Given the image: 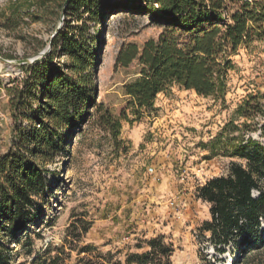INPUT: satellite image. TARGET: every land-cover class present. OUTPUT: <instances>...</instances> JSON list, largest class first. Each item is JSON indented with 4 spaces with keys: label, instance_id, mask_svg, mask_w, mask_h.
<instances>
[{
    "label": "rangeland",
    "instance_id": "rangeland-1",
    "mask_svg": "<svg viewBox=\"0 0 264 264\" xmlns=\"http://www.w3.org/2000/svg\"><path fill=\"white\" fill-rule=\"evenodd\" d=\"M23 1L0 0V59L14 63L11 68H0V157L11 146L16 129L11 99L27 78V66L48 50L40 58L47 64L43 70L52 74L64 69L68 58L59 50L47 58L58 28L59 33L69 34L70 28L86 21L96 38L93 103L81 129L70 135L64 152L49 166L44 222L30 231L33 257L50 242L61 244L70 226L81 219L91 224L82 245L112 252L114 260L122 262L127 254L146 252L147 241L162 238L172 247V264H264V252L246 262L234 245L216 250L208 240L210 233L203 231L211 220L210 205L198 194L209 180L227 175L231 162H243L221 151L214 156L205 148L228 123L247 122L249 129L242 133L245 139L264 145L260 133L264 117L247 121L237 114L249 97H264V29L230 56L232 68L224 95L203 97L174 85L158 96L151 114L146 112L140 120L130 115L131 122L122 120L121 143L116 144L101 116L109 112L120 118L128 100L124 86L141 71L138 61L127 68L117 65L121 49L130 43L142 49L164 32H173L180 44H186L195 31L135 11L134 5L145 6L144 0H102L105 6L122 2L130 7L105 12L96 21L83 10L66 14L70 0L63 7L50 5L39 13L33 7L30 13L41 15V20L18 19L16 28L5 30L3 22L11 15V7ZM226 2L229 18L242 2ZM44 87L41 84L39 91ZM262 230L264 238V222ZM10 247L17 264L29 257L21 247Z\"/></svg>",
    "mask_w": 264,
    "mask_h": 264
},
{
    "label": "trees",
    "instance_id": "trees-1",
    "mask_svg": "<svg viewBox=\"0 0 264 264\" xmlns=\"http://www.w3.org/2000/svg\"><path fill=\"white\" fill-rule=\"evenodd\" d=\"M240 1L242 5L229 18L225 15L226 0H144L145 6L134 5L135 11L154 14L195 33L186 44H180L173 32H164L142 49L134 43L121 49L117 65L127 68L138 61L141 71L138 78L124 86L128 100L120 118L109 112L101 116L116 144L121 143L122 120L131 122L130 115L140 120L146 112L151 114L158 96L174 85L203 97L225 94L232 68L230 56L249 44L256 31L262 34L264 29V0ZM65 2L24 0L11 7V15L2 27L16 28L18 19L41 20L37 13L50 5L63 7ZM33 7L37 13H30ZM129 7L122 2L105 6L102 0H70L66 14L83 10L96 21L105 12ZM95 44L86 21L70 28L69 34L60 32L52 40L47 58L59 50L68 58L64 69L50 74L47 68L43 70L47 65L44 60L28 65L23 86L12 95L16 129L10 149L0 157V264H17L12 244L29 256L18 264H172V247L162 238L147 241L146 252L127 254L124 262L114 260L112 252L102 253L90 244L82 245L91 224L81 219L70 226L61 244L50 242L42 253L32 255L34 240L30 231L44 222L49 166L64 152L70 135L81 129L93 103ZM41 84L45 87L39 91ZM237 114L247 121L264 117V97H249ZM244 129H249L247 122L236 125L232 121L205 145L214 156L221 151L243 162H231L227 175L209 180L198 194L210 205L211 220L203 226V231L210 233L208 240L221 252L234 245L249 262L264 252V145L250 137L245 139ZM260 133L264 138V125ZM24 236L26 243L22 241Z\"/></svg>",
    "mask_w": 264,
    "mask_h": 264
},
{
    "label": "water",
    "instance_id": "water-1",
    "mask_svg": "<svg viewBox=\"0 0 264 264\" xmlns=\"http://www.w3.org/2000/svg\"><path fill=\"white\" fill-rule=\"evenodd\" d=\"M60 28L57 29L55 35L53 36V38L59 33ZM48 53V50H45L39 57H36L32 60V63H36L40 60V58H42L43 56H45Z\"/></svg>",
    "mask_w": 264,
    "mask_h": 264
},
{
    "label": "bare ground",
    "instance_id": "bare-ground-1",
    "mask_svg": "<svg viewBox=\"0 0 264 264\" xmlns=\"http://www.w3.org/2000/svg\"><path fill=\"white\" fill-rule=\"evenodd\" d=\"M14 65V63L13 62H8V61H3V60H1L0 59V68L2 69V68H4V67H9V68H11V66L10 65Z\"/></svg>",
    "mask_w": 264,
    "mask_h": 264
}]
</instances>
